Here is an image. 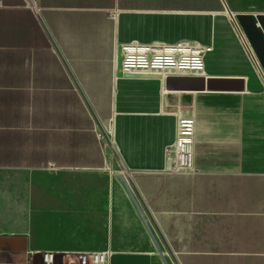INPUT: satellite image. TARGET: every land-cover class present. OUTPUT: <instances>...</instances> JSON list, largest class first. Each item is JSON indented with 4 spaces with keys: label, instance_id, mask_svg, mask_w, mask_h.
<instances>
[{
    "label": "crops",
    "instance_id": "obj_1",
    "mask_svg": "<svg viewBox=\"0 0 264 264\" xmlns=\"http://www.w3.org/2000/svg\"><path fill=\"white\" fill-rule=\"evenodd\" d=\"M199 1L213 0H0V251L13 262L33 246L264 264V68L250 48L206 20L208 79L239 90L171 92L161 73L115 68L124 42H205L197 14L220 3ZM178 111L196 117L192 173L168 172Z\"/></svg>",
    "mask_w": 264,
    "mask_h": 264
},
{
    "label": "built area",
    "instance_id": "obj_2",
    "mask_svg": "<svg viewBox=\"0 0 264 264\" xmlns=\"http://www.w3.org/2000/svg\"><path fill=\"white\" fill-rule=\"evenodd\" d=\"M226 14L234 22L239 37L250 55L256 54L246 34L239 28L235 14L226 8ZM213 46L192 40L176 42H139L131 41L120 44V53L116 58V72L123 75L137 73H161L169 75L203 76L206 74V57ZM100 135V134H99ZM196 138V117L186 112H177L176 136L167 150L172 159L170 174L192 173L194 171V151ZM113 253L110 247L101 250L55 251L28 246L22 262H0V264H111Z\"/></svg>",
    "mask_w": 264,
    "mask_h": 264
},
{
    "label": "water",
    "instance_id": "obj_3",
    "mask_svg": "<svg viewBox=\"0 0 264 264\" xmlns=\"http://www.w3.org/2000/svg\"><path fill=\"white\" fill-rule=\"evenodd\" d=\"M238 19L244 28L245 34L250 41L251 47L256 54L257 62L264 68V14L239 13ZM240 82V85H236ZM168 91H189L197 92L203 90H231L242 89L243 82L237 79L209 78L203 76H177L169 75L166 78ZM176 100L173 94L168 96L170 100ZM174 96V97H173ZM174 98V99H173ZM171 101V100H170ZM184 104L191 103V95L186 94L181 97Z\"/></svg>",
    "mask_w": 264,
    "mask_h": 264
},
{
    "label": "rangeland",
    "instance_id": "obj_4",
    "mask_svg": "<svg viewBox=\"0 0 264 264\" xmlns=\"http://www.w3.org/2000/svg\"><path fill=\"white\" fill-rule=\"evenodd\" d=\"M201 1H211V0H201ZM188 3H189V0H181V5L188 4ZM190 3H191V0H190ZM219 3H220V7H219L220 10H207L209 12L197 14V17H199L200 20H204L202 23V25L204 26L202 27L197 26L195 29L197 35H202V40L205 41L203 43L209 42L208 41L209 39L206 36H209L210 34L213 33L212 32L213 28L209 27L210 24L205 25V23H208L211 19L215 21L214 23H216V27L219 29V31H223V33L226 34V31L229 30L227 31V34L230 36L232 35L231 32L233 31L234 35H237L236 38L240 39L239 32L237 30L236 25L226 14V8L235 14V18H236L235 20H237V24L239 28L244 33L245 31L238 19V14L239 13H259V12L264 11V0H219ZM206 20L208 22H206ZM213 42L215 43V39L213 40ZM0 261L1 262L4 261L8 263L13 262L10 254L7 252H3V251H0Z\"/></svg>",
    "mask_w": 264,
    "mask_h": 264
},
{
    "label": "trees",
    "instance_id": "obj_5",
    "mask_svg": "<svg viewBox=\"0 0 264 264\" xmlns=\"http://www.w3.org/2000/svg\"><path fill=\"white\" fill-rule=\"evenodd\" d=\"M217 3H218L217 0H213L212 3L200 2L199 1V3H196L195 9H197V10H200V9H209V8H211L213 6H216Z\"/></svg>",
    "mask_w": 264,
    "mask_h": 264
}]
</instances>
